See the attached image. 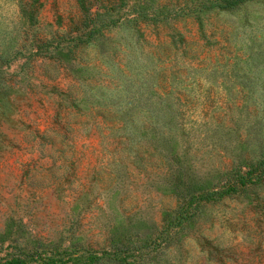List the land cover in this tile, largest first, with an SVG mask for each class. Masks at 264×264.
Returning <instances> with one entry per match:
<instances>
[{
  "label": "rangeland",
  "instance_id": "374dc122",
  "mask_svg": "<svg viewBox=\"0 0 264 264\" xmlns=\"http://www.w3.org/2000/svg\"><path fill=\"white\" fill-rule=\"evenodd\" d=\"M263 172L264 0H0V263L264 264Z\"/></svg>",
  "mask_w": 264,
  "mask_h": 264
},
{
  "label": "trees",
  "instance_id": "16d2710c",
  "mask_svg": "<svg viewBox=\"0 0 264 264\" xmlns=\"http://www.w3.org/2000/svg\"><path fill=\"white\" fill-rule=\"evenodd\" d=\"M148 15L146 14V17ZM122 17H120L119 19L116 20H112L111 22H107V24H105V27L109 28L112 26H115L116 23H118V21L121 19ZM122 21V20H121ZM85 36L79 37L80 41H84ZM264 178V172L259 173L258 175H256V178H253V176L251 175V173H248L246 175V177H242L241 180H229L228 182H226V184L224 185V191L223 193L220 194V196H225V195H231L234 194L237 190L238 186H241V188H246L248 187L250 184H253L255 182H260L263 180H256V179H261ZM0 264H22V262H20V260H15L14 258H12L11 260H6L3 263Z\"/></svg>",
  "mask_w": 264,
  "mask_h": 264
}]
</instances>
